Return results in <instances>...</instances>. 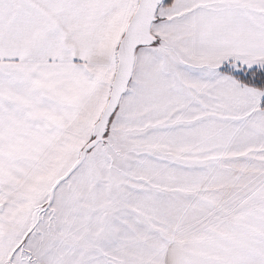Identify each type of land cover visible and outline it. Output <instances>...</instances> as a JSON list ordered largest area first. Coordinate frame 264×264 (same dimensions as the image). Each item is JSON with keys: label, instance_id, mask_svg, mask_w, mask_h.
I'll use <instances>...</instances> for the list:
<instances>
[{"label": "snow or ice", "instance_id": "snow-or-ice-1", "mask_svg": "<svg viewBox=\"0 0 264 264\" xmlns=\"http://www.w3.org/2000/svg\"><path fill=\"white\" fill-rule=\"evenodd\" d=\"M0 264H264V0H0Z\"/></svg>", "mask_w": 264, "mask_h": 264}]
</instances>
